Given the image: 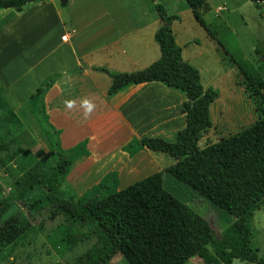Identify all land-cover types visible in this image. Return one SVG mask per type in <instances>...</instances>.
<instances>
[{
	"label": "trees",
	"instance_id": "16d2710c",
	"mask_svg": "<svg viewBox=\"0 0 264 264\" xmlns=\"http://www.w3.org/2000/svg\"><path fill=\"white\" fill-rule=\"evenodd\" d=\"M37 1L0 0V10L21 12ZM147 1L160 18L154 36L160 51L158 60L134 72L94 69L111 79L107 96L152 82L184 96L183 128L168 136L132 139L121 149L130 158L143 150L163 153L175 163L123 189H119L118 173L108 172L76 195L66 177L89 157L87 141L66 150L61 148V131L50 123L44 102L58 74L47 76L21 109L38 130L47 154L13 180L7 197L0 195V253L11 250L30 232L34 220L61 217L63 223L48 235L49 243L58 254H64L81 239L94 236L93 247L79 259L81 262L85 258L87 264H108L117 254L125 264H186L194 257L205 264H232L234 260L264 264V257H259L253 247L251 228L255 211L264 205V95H259L253 124L200 148L203 134L213 126L210 107L219 99V91L204 88L199 71L183 59L182 47L171 29L180 17L169 15L155 0ZM184 2L195 21L215 38L202 15L203 9L209 10L206 1ZM28 134L19 114L0 97V170L34 143ZM165 173L231 216V224L215 236L205 219L165 190Z\"/></svg>",
	"mask_w": 264,
	"mask_h": 264
},
{
	"label": "crops",
	"instance_id": "0c3cea01",
	"mask_svg": "<svg viewBox=\"0 0 264 264\" xmlns=\"http://www.w3.org/2000/svg\"><path fill=\"white\" fill-rule=\"evenodd\" d=\"M58 4L56 0H40L20 12L19 22L31 25L30 33L41 30L48 35L27 57L31 76L28 86L12 81L10 72L0 76L1 99L18 114L38 83L58 74L44 98L49 121L61 131L62 149L86 140L89 152V157L66 177L67 185L77 195L108 172L118 173L119 187L163 172L175 163L166 154L143 150L130 158L121 149L132 139L168 136L183 128L184 96L156 82L130 86L107 96L111 79L94 69L134 72L158 60L160 51L154 36L159 15L147 0H69L65 7L60 4L64 11ZM26 14H30L28 20ZM182 56L185 60L184 50ZM84 98L96 105L87 119L80 107ZM66 100H74L75 107L66 108ZM217 101L210 107L211 114Z\"/></svg>",
	"mask_w": 264,
	"mask_h": 264
},
{
	"label": "rangeland",
	"instance_id": "374dc122",
	"mask_svg": "<svg viewBox=\"0 0 264 264\" xmlns=\"http://www.w3.org/2000/svg\"><path fill=\"white\" fill-rule=\"evenodd\" d=\"M205 1L209 10L203 9L202 15L215 38H212L195 21L191 11L186 8L184 0H155V3L163 6L169 15L180 17L171 25L172 32L177 38L176 43L184 50V57L189 59V63L199 71L202 85L208 84L220 94L218 101L216 100L212 107L213 126L203 134L199 141L200 148L216 143L253 124L257 118L256 106L260 103L259 95H264V3L257 4L251 0ZM58 5L59 9L64 11L60 4ZM27 7L22 10L25 11ZM20 15V12L13 9L0 10V76L5 77L10 72L12 81L18 80L28 86L31 76L28 74L30 62L27 57L34 47L47 39L48 33L41 30L30 33L28 27L31 25L20 23ZM29 16L30 14H26L25 20H28ZM24 32L25 34L22 35ZM5 45L8 46L7 50H4ZM18 114L27 127L29 138L33 139L34 143L8 167L0 170L2 197L9 195V187L14 179L36 159L47 153L45 144L37 136L36 127L21 113V110ZM162 181L168 193L185 203L209 223L215 236L218 237L231 224V216L171 175L162 174ZM123 184L126 186L127 183ZM123 188L125 187H119V189ZM38 219L33 221L32 230L11 250L0 253V264L88 263L85 258L81 262L79 259L85 257L93 247L94 236L89 235L86 230V234L89 235L86 239H81L76 247L64 254H58L47 237L56 227L61 226L63 219L61 217L53 221ZM251 228L253 247L259 257H264V205L255 211ZM108 264H125V262L121 255L117 254ZM186 264L205 263L194 257ZM232 264L249 263L234 260Z\"/></svg>",
	"mask_w": 264,
	"mask_h": 264
},
{
	"label": "clouds",
	"instance_id": "9594fccd",
	"mask_svg": "<svg viewBox=\"0 0 264 264\" xmlns=\"http://www.w3.org/2000/svg\"><path fill=\"white\" fill-rule=\"evenodd\" d=\"M64 104L66 108L72 109L73 107H75L76 102L74 100H66L64 101ZM80 107L84 109V117L87 119L95 110L96 105L90 99L84 98L81 102Z\"/></svg>",
	"mask_w": 264,
	"mask_h": 264
},
{
	"label": "water",
	"instance_id": "95a60500",
	"mask_svg": "<svg viewBox=\"0 0 264 264\" xmlns=\"http://www.w3.org/2000/svg\"><path fill=\"white\" fill-rule=\"evenodd\" d=\"M66 3H67V1H65V0L60 1V4H61L62 7H65Z\"/></svg>",
	"mask_w": 264,
	"mask_h": 264
},
{
	"label": "built area",
	"instance_id": "2783aa9c",
	"mask_svg": "<svg viewBox=\"0 0 264 264\" xmlns=\"http://www.w3.org/2000/svg\"><path fill=\"white\" fill-rule=\"evenodd\" d=\"M62 40L65 41V40H66V36H63V37H62Z\"/></svg>",
	"mask_w": 264,
	"mask_h": 264
}]
</instances>
